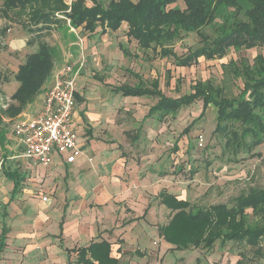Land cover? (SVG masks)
<instances>
[{
    "label": "crops",
    "instance_id": "crops-1",
    "mask_svg": "<svg viewBox=\"0 0 264 264\" xmlns=\"http://www.w3.org/2000/svg\"><path fill=\"white\" fill-rule=\"evenodd\" d=\"M66 6L70 11L71 5ZM63 19L69 24L68 18ZM123 23L126 31L127 24ZM69 27L80 28L70 24ZM106 31L110 30L104 33ZM83 45L90 61L92 52L98 51L88 50L85 42ZM100 60L98 57L96 64ZM87 66L88 63L83 64L82 70ZM94 78L78 75L75 84L72 125L83 151L81 156L67 163L64 155L54 154L51 163L44 166L18 158L16 154L21 148L15 144L8 157L11 169L0 166L8 190L0 211V236L4 235L0 264H86L78 260L80 249H85L84 258L93 260V264H98L93 254L103 251L114 264L199 263L198 258L190 255L193 250L205 246L178 249L160 232L175 212L162 203L161 193L186 199L185 190L170 175L168 178L162 173L163 160L150 165L144 155L149 150L140 151L143 146L137 148L127 143L130 132H119L112 114L115 105L112 95L106 98L107 93L100 88L103 77L94 74ZM51 80L27 105L31 110L28 111L29 107L21 109L18 117L30 118L40 111ZM121 85L124 84L118 86ZM18 86V81L13 82L15 90ZM118 86H107V89L122 95L114 90ZM127 97L133 101L144 96ZM154 103L136 118L140 121L136 135L144 120L151 117L159 122L169 115L161 119L155 113L145 117ZM138 151L141 158L134 154ZM142 159L144 161H140ZM6 173H11L12 177ZM43 196L46 200H42Z\"/></svg>",
    "mask_w": 264,
    "mask_h": 264
},
{
    "label": "rangeland",
    "instance_id": "rangeland-1",
    "mask_svg": "<svg viewBox=\"0 0 264 264\" xmlns=\"http://www.w3.org/2000/svg\"><path fill=\"white\" fill-rule=\"evenodd\" d=\"M3 1L0 0V166L2 169L10 170L12 167L11 159L8 158L9 151L15 146L12 129L15 122L21 119L10 111L13 106L18 105L15 104V100L10 99L15 91L13 82H17L13 75L17 67L24 62L25 56L36 50L39 41H44L53 49V65L44 88L57 69L68 63L75 67L81 65L79 77L85 75L87 79L94 80V74L102 76L100 88L107 93L106 98L112 95V103L115 104L112 107V114L120 128L119 132L123 130L126 134L130 132L127 143L137 148L143 146L140 151L149 150L144 155H147L145 161L149 160L150 165L155 161L163 160L162 173L168 178L170 175V178H174L181 189L185 190V198L190 202L191 207H208L218 203L231 205L237 195L246 193L249 188H264V143L255 148L254 151L260 154L254 157H248L242 152L234 155L224 149L223 138L214 132L216 109L212 104L207 107L204 116L196 120L187 132L182 133L200 113V99L181 107L177 113L169 114L162 121L155 122L149 117L141 123L136 135L137 125L140 124L136 118L139 119L156 99L144 96L131 101L127 96L115 94L114 91L107 89V86L120 84L135 85L136 74L146 83L157 78L162 92L171 97L188 93L196 81L205 79L221 87L226 95L236 96L242 87V79L231 75L223 64L228 62L238 64L241 59L252 63L255 55H264V45L251 49L231 48L221 59L206 60L200 57L190 67L175 66L172 57L146 58L137 42L128 39L125 35L124 23L115 32L104 33L97 26L96 31L90 33L82 28H70L68 20L63 19L66 16L54 12L55 17L59 19L57 24L38 32L32 29L28 19L27 12H30L28 8L18 6L7 11L6 14L2 9ZM73 1L62 0L66 5H71ZM86 5L91 6L92 3L87 1ZM174 5L184 8L181 0H176L170 6ZM65 11L69 12V10ZM220 23L221 19L218 18L214 23L198 31L182 33L180 40H175L173 43L175 52L178 55L187 54L189 50L200 47L203 39H214L219 35ZM223 28L228 30L229 27L223 26ZM83 39L88 50L91 48L98 51L92 52L94 55L90 61L86 58V53L84 54L85 49H82ZM94 56L96 57L93 59ZM98 57L101 60L96 64ZM86 63L88 66L83 71L82 66ZM166 70H169L168 83H165ZM41 91L40 89L21 109L29 107L28 111L31 110L27 105L32 103ZM262 113L264 117V110ZM199 136L203 137L201 145H199ZM140 151L134 154L138 157ZM3 182L4 177L0 171V211L3 208V198L7 196L8 191ZM179 191L180 189L177 192ZM258 247L257 249L237 242L220 245L216 242L212 247H199L193 250L190 257L195 256L200 260L199 263L192 264L220 262L235 264L237 260H241V264H264V239Z\"/></svg>",
    "mask_w": 264,
    "mask_h": 264
},
{
    "label": "trees",
    "instance_id": "trees-1",
    "mask_svg": "<svg viewBox=\"0 0 264 264\" xmlns=\"http://www.w3.org/2000/svg\"><path fill=\"white\" fill-rule=\"evenodd\" d=\"M87 1L92 5H86ZM181 1L184 8L170 6L176 0H74L70 11L66 12L67 6L62 0H4L2 9L7 14L18 6L28 8L32 29L38 32L59 21L54 12L66 16L71 26L88 32H93L97 26L103 32L107 29L116 31L125 22L126 36L137 42L146 58L172 57L175 66L190 67L200 57L221 59L231 48L251 49L264 45V0ZM218 18L221 25L217 37L203 39L200 47L189 50L187 54L178 55L175 52L173 43L180 40L182 33L198 31ZM223 26H228V30H224ZM52 65V49L46 42L39 41L36 50L25 56L13 75L19 86L10 98L18 104L10 110L11 114L16 115L33 99L50 75ZM223 67L231 75L242 79V87L236 96L226 95L221 87L205 79L196 81L188 93L169 97L159 88L157 78L146 83L136 74L135 85L124 84L114 90L123 96L155 98L156 102L145 117L155 113L159 119L175 114L179 108L200 99L199 115L182 133L189 131L212 104L216 109L214 132L223 138V148L234 155L242 152L248 157L258 156L260 153L254 150L264 143V55H255L252 63L241 59L238 64L228 62ZM166 74L165 83H168L169 70ZM6 175L12 177L11 173ZM161 196L162 203L175 212L160 232L167 242L178 249L199 245L207 247L215 242L244 243L258 249L264 239V188H249L246 193L237 195L231 205L218 203L208 207L193 208L188 200L177 199L172 194L161 193ZM3 241L2 233L0 251ZM84 250H79L78 260L93 264V260L84 258ZM93 255L97 257L98 264L115 263L105 251ZM240 261L237 260L236 264H241Z\"/></svg>",
    "mask_w": 264,
    "mask_h": 264
},
{
    "label": "built area",
    "instance_id": "built-area-1",
    "mask_svg": "<svg viewBox=\"0 0 264 264\" xmlns=\"http://www.w3.org/2000/svg\"><path fill=\"white\" fill-rule=\"evenodd\" d=\"M81 65L65 64L55 72L45 91L42 108L30 117L15 122L13 139L21 149L18 158L47 166L54 154L65 156L67 163L83 154L76 129L72 125L75 84ZM203 137L199 136V145ZM89 160H91L89 158ZM46 196L42 200H46Z\"/></svg>",
    "mask_w": 264,
    "mask_h": 264
},
{
    "label": "water",
    "instance_id": "water-1",
    "mask_svg": "<svg viewBox=\"0 0 264 264\" xmlns=\"http://www.w3.org/2000/svg\"><path fill=\"white\" fill-rule=\"evenodd\" d=\"M51 85H49V87H50Z\"/></svg>",
    "mask_w": 264,
    "mask_h": 264
}]
</instances>
